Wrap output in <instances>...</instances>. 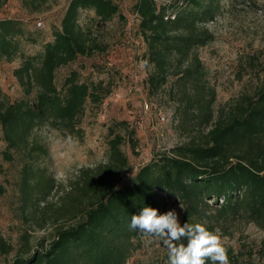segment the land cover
Returning <instances> with one entry per match:
<instances>
[{"label": "trees", "instance_id": "1", "mask_svg": "<svg viewBox=\"0 0 264 264\" xmlns=\"http://www.w3.org/2000/svg\"><path fill=\"white\" fill-rule=\"evenodd\" d=\"M222 1L137 0L134 5L138 35L145 45L141 58L149 68L147 95L158 94L174 79L178 111L193 113L207 125L213 121L215 90L204 80L197 48L214 39L207 25L221 12ZM83 12H91L89 21L95 24L114 19L126 23L114 0H69L59 25L52 26L51 40L41 44L38 54L29 55L22 45L37 42L32 33L19 19H0V61L20 60L14 76L24 93L23 99L11 102L0 89L2 156L6 161L15 157L22 161L25 200L45 188L51 190L54 183L51 179L44 180V186L40 180L31 183L44 172L39 163L48 156L45 144L35 138L36 130L47 125L67 137H79L86 104H99L110 93L107 83L81 81L77 71L70 72L61 90L56 86L60 68L107 48L90 24L80 23ZM223 111L198 140L156 154L123 185L119 182L128 159L121 146L127 136L134 149L135 130L128 122H115L108 128L107 162L81 170L58 209L76 222L58 228L42 252L29 257L18 254L11 264H126L142 236L130 229L131 216L145 206L163 214L179 205L181 226L200 223L214 232H227L236 223L264 227V81L253 95H242ZM174 243L186 246L187 238ZM225 248L230 264H239V255ZM0 251H12L1 237ZM259 254L264 258V245ZM148 264H169L168 250L159 262Z\"/></svg>", "mask_w": 264, "mask_h": 264}, {"label": "rangeland", "instance_id": "2", "mask_svg": "<svg viewBox=\"0 0 264 264\" xmlns=\"http://www.w3.org/2000/svg\"><path fill=\"white\" fill-rule=\"evenodd\" d=\"M69 0H4L0 6V19L12 18L23 22L26 30L36 38V43L23 42L25 54L36 55L43 42L51 40L52 26H58ZM126 17V23L117 19L95 24L91 12H83L82 25L92 26L94 34L107 48L91 58H79L75 63L60 68L55 83L61 90L65 78L77 71L81 81L107 83L110 93L99 104H86L79 125L80 136L67 137L62 131L42 126L35 138L45 144L48 156L39 166L44 169L31 182L53 180V188L25 200L22 188V161L15 157L6 161L2 152L5 143L0 130V237L12 247L8 254H0V264H11L18 254L29 257L42 252L60 227L76 222L70 214L57 213L72 192L73 182L81 170L95 168L108 160V128L115 122H128L135 130L134 149L125 137L121 150L128 159L120 185L131 181L137 170L156 154L169 152L173 147L198 140L216 120L221 110L225 113L244 94L253 95L264 81V0H223L222 10L207 25L214 39L197 48V55L205 74L204 80L215 90L212 103L213 121L208 125L193 113L178 111L173 80L154 96H148L145 78L149 68L142 60L145 45L138 35V19L134 5L137 0H114ZM173 0H156L157 4ZM37 22H41L38 26ZM18 58L0 61V89L11 101L24 98V93L14 76L19 67ZM173 90V91H172ZM173 92V93H172ZM34 93L27 98L33 102ZM164 117V121L160 117ZM180 223L182 208L172 205ZM225 247L239 255V264H264L259 254L264 245V227L253 223H236L227 232H216ZM42 242V244H41ZM167 248L162 242L149 243L141 236L139 247L126 264L159 262ZM28 253H25V252ZM2 252V251H0Z\"/></svg>", "mask_w": 264, "mask_h": 264}, {"label": "clouds", "instance_id": "3", "mask_svg": "<svg viewBox=\"0 0 264 264\" xmlns=\"http://www.w3.org/2000/svg\"><path fill=\"white\" fill-rule=\"evenodd\" d=\"M130 229L137 230L149 243L162 242L168 250L169 264H230L221 237L204 225L179 223L175 210L159 214L158 209L145 206L131 216ZM187 238V245L179 242Z\"/></svg>", "mask_w": 264, "mask_h": 264}, {"label": "built area", "instance_id": "4", "mask_svg": "<svg viewBox=\"0 0 264 264\" xmlns=\"http://www.w3.org/2000/svg\"><path fill=\"white\" fill-rule=\"evenodd\" d=\"M171 18H174V16H171ZM37 25L40 26V25H41V22H37ZM160 120H161V121H164V117L161 116V117H160Z\"/></svg>", "mask_w": 264, "mask_h": 264}]
</instances>
